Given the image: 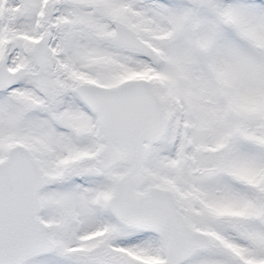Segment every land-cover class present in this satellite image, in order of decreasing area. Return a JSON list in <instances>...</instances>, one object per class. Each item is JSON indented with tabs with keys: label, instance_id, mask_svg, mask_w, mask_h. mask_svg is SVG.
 <instances>
[{
	"label": "rangeland",
	"instance_id": "obj_1",
	"mask_svg": "<svg viewBox=\"0 0 264 264\" xmlns=\"http://www.w3.org/2000/svg\"><path fill=\"white\" fill-rule=\"evenodd\" d=\"M230 20L226 23L225 19ZM123 24L148 57L104 40ZM47 33L50 68L32 55ZM0 159L19 141L54 175L38 191L53 251L20 264H157L154 230L119 221L107 203L128 168H102L101 128L80 81L148 78L165 127L149 146L148 184L169 188L184 220L209 241L181 263L264 259V0H0Z\"/></svg>",
	"mask_w": 264,
	"mask_h": 264
},
{
	"label": "water",
	"instance_id": "obj_2",
	"mask_svg": "<svg viewBox=\"0 0 264 264\" xmlns=\"http://www.w3.org/2000/svg\"><path fill=\"white\" fill-rule=\"evenodd\" d=\"M225 21L230 22L228 18ZM47 38V33L40 35L32 48L35 63L44 68L53 65ZM104 40L134 50L152 63L157 59L151 45L121 23ZM14 75L4 57H0V87L8 85ZM75 90L95 113L100 125L101 167L107 168L116 162L129 165L114 179L107 197L114 216L122 223L151 229L161 236L165 254L157 264H181L191 252L206 246L209 237L203 230L187 224L169 188L148 184L144 189H137L146 180L149 146L165 127L160 99L148 78L127 77L109 85L80 81ZM54 178L40 169L23 143L14 141L8 146L0 159V264H20L56 248L47 223L39 216L38 197L39 189ZM257 218L264 224V203ZM243 264H264V259Z\"/></svg>",
	"mask_w": 264,
	"mask_h": 264
},
{
	"label": "trees",
	"instance_id": "obj_3",
	"mask_svg": "<svg viewBox=\"0 0 264 264\" xmlns=\"http://www.w3.org/2000/svg\"><path fill=\"white\" fill-rule=\"evenodd\" d=\"M188 264H191V263H188ZM193 264H195V263H193Z\"/></svg>",
	"mask_w": 264,
	"mask_h": 264
}]
</instances>
